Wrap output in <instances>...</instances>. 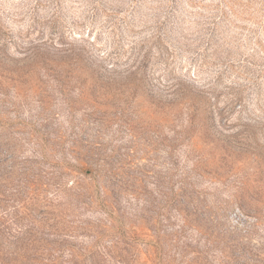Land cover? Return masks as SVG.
<instances>
[{
    "label": "rangeland",
    "instance_id": "1",
    "mask_svg": "<svg viewBox=\"0 0 264 264\" xmlns=\"http://www.w3.org/2000/svg\"><path fill=\"white\" fill-rule=\"evenodd\" d=\"M0 264H264V0H0Z\"/></svg>",
    "mask_w": 264,
    "mask_h": 264
}]
</instances>
